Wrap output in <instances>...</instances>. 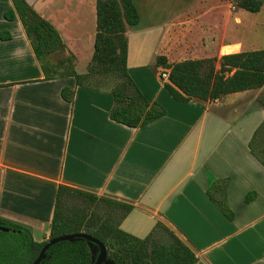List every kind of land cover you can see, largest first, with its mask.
<instances>
[{
  "label": "crops",
  "instance_id": "1",
  "mask_svg": "<svg viewBox=\"0 0 264 264\" xmlns=\"http://www.w3.org/2000/svg\"><path fill=\"white\" fill-rule=\"evenodd\" d=\"M27 2L58 31L77 73L85 53V73L97 0ZM133 2L139 22L126 25L127 71L165 111L138 127L110 118L109 90L78 85L73 76L45 77L20 19L5 17L12 0H0V218L29 227L35 241L47 240L63 185L131 205L119 227L135 237L162 223L193 250L195 264H264V165L250 149L264 122L262 87L180 101L156 64L160 55L169 63L216 58L218 69L224 54L264 48L226 37V24L220 34L212 33L219 26H192L211 8L187 16L174 0L143 15ZM229 16L241 24L227 9Z\"/></svg>",
  "mask_w": 264,
  "mask_h": 264
},
{
  "label": "trees",
  "instance_id": "2",
  "mask_svg": "<svg viewBox=\"0 0 264 264\" xmlns=\"http://www.w3.org/2000/svg\"><path fill=\"white\" fill-rule=\"evenodd\" d=\"M12 3L13 9L5 12V17L20 19L45 77L73 76L78 85L109 90L113 97L110 118L130 127L144 126L164 115V109L146 99L127 71L126 25L139 22L132 0H97L94 50L85 73L75 71L73 54L53 62L52 55L62 53L66 48L58 31L27 0H12ZM262 5L261 0L238 1V7L250 12H258ZM215 61L216 58H202L169 63L160 55L156 64L168 71L165 86L180 101L214 100L229 93L264 86V49L224 54L219 59L218 69ZM109 83L112 84L110 87ZM62 91L63 96L71 99V91ZM260 102L264 105V101ZM250 149L264 165V122L256 129ZM66 195L78 196L91 203L104 202L109 211L105 215H90L89 205L85 210H73L63 202ZM217 203L230 217L232 213L226 203L223 200ZM130 209L129 204L59 185L48 239L85 232L105 245L111 264H195L197 257L193 250L162 223L143 239L122 230L120 221ZM1 226L9 230H0V264H32L48 239L35 241L29 227L2 218ZM96 256L87 240L77 238L48 247L39 264H93Z\"/></svg>",
  "mask_w": 264,
  "mask_h": 264
},
{
  "label": "rangeland",
  "instance_id": "3",
  "mask_svg": "<svg viewBox=\"0 0 264 264\" xmlns=\"http://www.w3.org/2000/svg\"><path fill=\"white\" fill-rule=\"evenodd\" d=\"M133 1V0H132ZM179 2L180 9L185 6V13L187 16H192L191 13H193L194 10H203L206 8H211L212 11H210L208 14H203L199 20H192V26H201L203 27L209 24H212L214 28L219 26V29H213V32H216L217 34L221 33V29L223 28V25L226 24V30L225 35L226 37L231 36H237L241 37L240 39L244 41V44L247 43H253V45L256 48H264V0H261L263 2V5L261 6L259 12H248L245 10H238V1L239 0H225L220 2V0H175ZM137 5L139 6L140 10H142L143 15L147 13V11H150L156 7L158 8H164L165 4H167L168 7L171 6V4L174 2V0H135ZM134 3V2H133ZM231 5L234 6V9H231ZM229 9L231 12L239 15L241 17V24L235 25L233 22L234 16H229L227 19L225 17V13ZM238 10V11H237ZM237 11V12H236ZM163 13V12H162ZM162 16H159V18H156L155 20L160 21ZM169 18L168 11H165V20ZM208 31V29H207ZM203 32V37H206L205 34H207L205 31ZM208 36V35H207ZM196 38L197 36L194 35ZM228 48H226L224 51H227ZM68 54L62 52V53H56L52 55L51 60L55 62L58 58L67 56ZM83 57H79L76 70L80 73L84 72L85 70V53L82 54ZM109 87L112 85L111 83L108 84ZM258 99L259 101H264V86L259 89L258 91ZM66 207L71 208L73 210H76L77 208L86 209L89 205V208L87 209L88 214L94 215V213H97L99 215H105L107 211H109L108 204L104 202H90L89 200H84L81 197L78 196H71L66 195L63 200ZM114 214V212L112 211ZM159 240L162 241L163 239L159 237Z\"/></svg>",
  "mask_w": 264,
  "mask_h": 264
},
{
  "label": "water",
  "instance_id": "4",
  "mask_svg": "<svg viewBox=\"0 0 264 264\" xmlns=\"http://www.w3.org/2000/svg\"><path fill=\"white\" fill-rule=\"evenodd\" d=\"M0 230L8 231L9 228L1 226ZM77 238H82V239L87 240L89 242L92 252L97 253V256L93 264H111V262L107 259V250H106L105 245L98 239L94 238L93 236L85 232L65 234V235H61L58 237L48 239L47 242L42 246L41 250L39 251L38 255L36 256L32 264H39L41 260L45 257L46 250L51 245L58 243L60 241H64V240L73 241Z\"/></svg>",
  "mask_w": 264,
  "mask_h": 264
},
{
  "label": "built area",
  "instance_id": "5",
  "mask_svg": "<svg viewBox=\"0 0 264 264\" xmlns=\"http://www.w3.org/2000/svg\"><path fill=\"white\" fill-rule=\"evenodd\" d=\"M231 9H234V6L231 5ZM160 77L165 81L168 79V71L167 70H162L160 73Z\"/></svg>",
  "mask_w": 264,
  "mask_h": 264
}]
</instances>
